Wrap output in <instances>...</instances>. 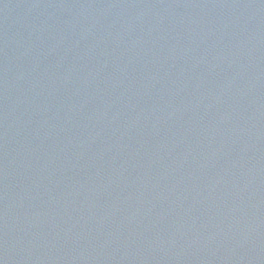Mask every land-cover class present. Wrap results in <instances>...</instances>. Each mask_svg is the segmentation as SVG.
Returning a JSON list of instances; mask_svg holds the SVG:
<instances>
[{"label": "water", "instance_id": "95a60500", "mask_svg": "<svg viewBox=\"0 0 264 264\" xmlns=\"http://www.w3.org/2000/svg\"><path fill=\"white\" fill-rule=\"evenodd\" d=\"M0 264H264V0H0Z\"/></svg>", "mask_w": 264, "mask_h": 264}]
</instances>
